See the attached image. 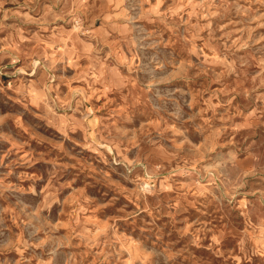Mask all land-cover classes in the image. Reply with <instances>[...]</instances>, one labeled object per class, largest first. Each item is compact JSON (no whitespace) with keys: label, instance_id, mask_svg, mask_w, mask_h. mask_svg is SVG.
I'll use <instances>...</instances> for the list:
<instances>
[{"label":"rangeland","instance_id":"1","mask_svg":"<svg viewBox=\"0 0 264 264\" xmlns=\"http://www.w3.org/2000/svg\"><path fill=\"white\" fill-rule=\"evenodd\" d=\"M0 264H264V0H0Z\"/></svg>","mask_w":264,"mask_h":264}]
</instances>
